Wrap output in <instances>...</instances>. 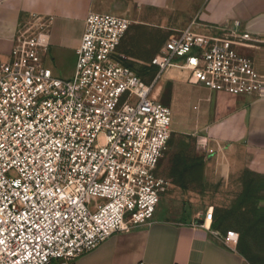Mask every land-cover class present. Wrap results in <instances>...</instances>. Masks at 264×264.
I'll use <instances>...</instances> for the list:
<instances>
[{
  "label": "built area",
  "instance_id": "2783aa9c",
  "mask_svg": "<svg viewBox=\"0 0 264 264\" xmlns=\"http://www.w3.org/2000/svg\"><path fill=\"white\" fill-rule=\"evenodd\" d=\"M51 21L22 19L0 63V264H75L113 234L151 223L169 187L156 171L173 133L172 110L154 94L168 70L264 98V75L236 47L237 38L256 36L239 21H193L172 34L147 64L149 82L118 50L131 21L97 12L75 49L74 76L54 75Z\"/></svg>",
  "mask_w": 264,
  "mask_h": 264
},
{
  "label": "crops",
  "instance_id": "0c3cea01",
  "mask_svg": "<svg viewBox=\"0 0 264 264\" xmlns=\"http://www.w3.org/2000/svg\"><path fill=\"white\" fill-rule=\"evenodd\" d=\"M92 12L121 15L131 21L118 49L130 65L145 61L139 45L149 42L152 33L158 37L166 31L169 38L193 21L213 27L239 21L253 36H264V0H0V63L10 58L22 19L32 14L52 16L47 63L54 75L72 78L75 49ZM67 60L73 62L72 74L61 77L58 65ZM172 71L183 73V78L171 75L158 85L162 89L169 82L167 104L175 101L181 107L185 100L188 118L172 134L197 137L205 145L197 154L193 149L178 148L184 178L178 183L169 181V185L199 194L207 204L179 211L172 208L173 194L168 191L150 224L113 234L78 257L75 264H251L241 249L220 235L222 231L238 234L247 230L255 221L256 206L246 202L233 212L242 218L248 206L246 225L215 224L244 195L248 172L264 179V98L213 90L191 82L184 71L166 73ZM259 195L264 197V186Z\"/></svg>",
  "mask_w": 264,
  "mask_h": 264
},
{
  "label": "rangeland",
  "instance_id": "374dc122",
  "mask_svg": "<svg viewBox=\"0 0 264 264\" xmlns=\"http://www.w3.org/2000/svg\"><path fill=\"white\" fill-rule=\"evenodd\" d=\"M168 36L169 35L168 33H166V31L164 32L162 31V33H160L158 37L156 33L155 34L152 33L151 40L149 42L147 43L141 42L139 45L142 54L146 57L144 58L145 61L141 62L140 65H133V64L132 65L136 66L140 71L144 72L145 80L148 82L150 81L152 74L150 72L147 74L146 72L148 68L147 63L151 61L152 55L157 50H159V48L163 45V43L168 39ZM236 41H237L236 44L237 50L242 55L251 59L255 63L256 67L260 70V72H262V74L264 75V36L255 37L251 40H243L241 38H237ZM123 58L126 62H128V59H126L125 57ZM72 67H73V62L71 60H67L65 63H60L58 65L59 75L61 77H66L71 75ZM171 75H176V77H178L179 79L183 78V73L180 74L178 72L172 71L165 73L161 79V82L164 79L167 80V78ZM169 89H170L169 82L165 83L162 89L159 87V85H157L154 94L163 103L167 104L166 99ZM186 105L187 102H185V100H182L181 107L180 106L178 107L175 101L171 102V104L168 105L172 110V129L177 128L179 125H185L188 122V118L186 117L187 115ZM204 145H205L204 143L198 142L197 137L191 139L190 137H179L177 135H173L169 141L168 148L165 151L164 156L161 158L158 164L156 171L157 174L161 177H164V179L170 181V183L181 182V178L179 177V171L181 165L178 164L177 161L181 155L180 154L181 152L178 150V148H185L186 150L193 149L194 151L193 153L197 154V151H200V149H202L203 148L202 146ZM168 191L173 194V197L171 199V206L173 209H177L179 211H181L182 209L186 211H190V209L193 207L198 208L199 204L201 205V203L207 204L199 194L193 193L190 190L183 191L181 188H178V186L177 187L171 186L170 189L162 193L160 196V201L164 200V196H166V194L169 193ZM251 193L256 194L255 191ZM262 198L263 200L259 202L260 211H264V197ZM248 208L249 207L247 206L243 210L245 212V216L242 218L238 217V215L237 216L234 215V213L229 214L227 217H225V219H223L224 224H226L227 222L229 226L246 225L248 219V210H249ZM220 237H222V239L228 244H233L232 242L233 239L238 238L239 241L236 244V246L237 248L238 246L240 247L245 246V251L247 253V258L249 262L251 264H264V219L261 220L251 230H246L243 232L240 231L238 234L231 236H229V231H222ZM55 261L58 260H54L53 262Z\"/></svg>",
  "mask_w": 264,
  "mask_h": 264
},
{
  "label": "trees",
  "instance_id": "16d2710c",
  "mask_svg": "<svg viewBox=\"0 0 264 264\" xmlns=\"http://www.w3.org/2000/svg\"><path fill=\"white\" fill-rule=\"evenodd\" d=\"M126 63L129 64L128 62H126ZM130 66H132V65H130ZM137 70H139V69H137ZM140 72H142V71H140ZM179 177L181 178V180L184 178V170H181L180 171ZM263 186H264V179L263 178H254L253 174L251 172H248V183H247V187H246V191H245L244 195L242 196V198L240 199V201L238 202V204H236L234 207H232L230 210H228L225 214H223L219 218V220L215 224V227L220 226L221 225V222L223 221V219H225V217H227L229 214L233 213L234 211L240 209L241 206L244 203L250 202L251 204H253V205L256 206V213H255V221L249 226V228L247 230L253 229L254 226H256L261 220L264 219V211H260L259 210L260 209L259 202L261 200H263L262 196L259 195V191H260V189ZM253 191H255L256 194H252L251 192H253ZM243 231H246V230H242V232ZM238 249H241L242 252L247 257V253L245 251V246H241V247L238 246Z\"/></svg>",
  "mask_w": 264,
  "mask_h": 264
}]
</instances>
